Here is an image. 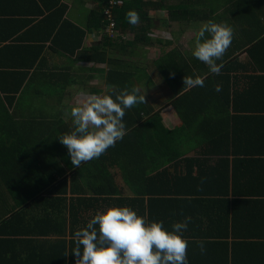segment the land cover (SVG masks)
<instances>
[{
	"label": "trees",
	"instance_id": "16d2710c",
	"mask_svg": "<svg viewBox=\"0 0 264 264\" xmlns=\"http://www.w3.org/2000/svg\"><path fill=\"white\" fill-rule=\"evenodd\" d=\"M94 1L91 22L100 30L107 24L102 11L109 0ZM261 2L264 0H125L120 8H116L113 12L116 27L121 32L134 33V39L127 41L102 32L99 43L91 48L90 57L108 64L104 74L108 86L118 90L125 86H142L147 102L127 109L123 118L127 128L125 136L98 159L82 163L80 168L72 166L67 147L59 141L60 136L73 130V117L66 121L64 109L60 108L50 115L35 114L31 120H19L9 107L18 97L21 85L6 87L0 74V257L12 241L8 237L54 234L64 238L51 247L53 254L44 250L45 245L36 249L35 240L28 241L27 249L37 258L42 255V260L52 255V264H75L72 250L76 230L85 227L97 212L111 206H129L138 215L145 216L149 204L144 196L155 193L159 197L150 201L149 221L162 220L166 228V223L181 217L191 216L188 225L192 227L197 223L205 225L203 222L208 220L209 225H206L210 229L185 236L209 238L215 235L214 230L223 229L221 226L226 218L233 219L235 226L244 221L247 215L242 209L251 205V197L244 194L251 191L253 195L254 189L264 186V157L261 156L264 153V126L259 125L257 116H253L252 128L245 129V118L247 122L249 116H238L237 111L254 106L246 101L248 89L238 87L237 77L230 70L240 64L242 53L247 51L250 57L257 59L256 50L264 48V26L261 30L255 28L263 25L255 13ZM62 6H57L56 1L45 8L52 11L49 20H56L55 26L57 20L59 23L64 21L68 6ZM53 8L58 9L57 12H53ZM129 10L139 13L140 21L135 26L126 19ZM152 10H168L169 16L156 18L151 14ZM208 20L226 21L235 29L230 47L222 61H217L221 64L219 74L210 73L208 66L192 55L193 50L179 46L165 50L164 45L161 57L144 58L143 62L136 55L140 52L138 45H154L150 34L158 25L164 28L166 24L170 28L186 23L191 27ZM76 29L80 30L77 26ZM169 44L174 41L169 40ZM111 51L126 55L117 60L109 56ZM34 54L28 56L30 69L35 67L39 56V53ZM71 72L42 66L34 72L19 71L21 78L18 79L22 83L25 81L23 76L31 74L35 80L43 79L49 83L56 93L61 88L78 85ZM9 74L16 76V72ZM196 75L202 77V87L184 86L185 76L194 78ZM82 81L92 93L104 94L108 90H103V84ZM141 81L144 83H139ZM217 85H220V91H216ZM13 92L15 94H11ZM164 103H170L176 109L183 121L180 126L170 128L166 125L161 111ZM239 117H242L241 122ZM198 149L210 155H223L219 165L214 167L215 172L222 175L215 183L221 193L231 190L233 184L234 199L216 200L205 197L204 193L195 195V188L202 180L194 173L196 161L193 163L190 159L192 167L189 166L187 174L181 172L180 166L191 151ZM171 163L176 167V174H172L170 168L164 169ZM197 164L203 172L204 166L199 161ZM68 170L72 172L71 176L66 173ZM209 181L204 180L206 188L211 187ZM228 194L230 191L224 192L223 196ZM259 202L253 201V205ZM231 206L235 211H229ZM218 207L221 211H216ZM69 236L73 240H68ZM220 236L229 234L221 233ZM236 246L240 248L243 244Z\"/></svg>",
	"mask_w": 264,
	"mask_h": 264
},
{
	"label": "crops",
	"instance_id": "0c3cea01",
	"mask_svg": "<svg viewBox=\"0 0 264 264\" xmlns=\"http://www.w3.org/2000/svg\"><path fill=\"white\" fill-rule=\"evenodd\" d=\"M56 1L57 6H68V9L64 21L62 20V22L59 23V20H57V25L55 26L56 20L54 22H50L49 20L52 11L45 8L47 5H52ZM95 4L94 0H0V74L1 80L6 87L18 88L21 85L18 97L13 102V105L9 107L10 112L16 114L19 120H31L35 114L38 116L42 114L50 115L52 112L57 111L54 107H50L48 98L55 96L60 97L58 96L60 93L66 95L67 90L69 92L71 90L77 91L82 87L85 91L90 92V94H100L92 93L90 88L86 89L81 83L83 82L82 80L93 84H103V90L109 88L104 82V74L106 75L108 64L106 62L95 61V59L90 57L92 52L91 48L99 43V40L96 39V36L99 34V29L91 22V13L95 8ZM258 7L255 13L261 18L263 25L258 27L256 25L255 28L261 30L264 26V2H261ZM57 10L58 9L53 8V12H57ZM161 17L162 16L159 18ZM2 20L5 21L2 22ZM66 20L71 22H67ZM76 26L79 27L80 30H77ZM63 29L66 30L64 31ZM163 29L168 32L171 28L164 24ZM154 30L161 32L159 27H154L153 31ZM198 32L199 30L197 34ZM256 32L257 30L255 33ZM125 34L127 38L123 39L127 41H132L135 37V34L131 32ZM161 41L164 42L162 43ZM79 42L80 45L77 46ZM167 43L168 40L158 38L154 45L168 46ZM153 47L154 46L149 43L148 48ZM112 51L109 53V56L117 60H122L126 55L124 53ZM33 52H35L34 56L38 53L39 56H37L35 67L30 69L28 66V56L32 55ZM255 54L257 55V59L250 57L247 51L242 53V57L238 61L240 64L230 70V72L237 77L238 87L243 90L248 89V91L245 92V97L248 99L246 101L249 102V105L254 106L252 109H239L237 111L238 116H249L247 122L245 118V129L248 131L252 128L253 116H257L259 125L262 124L264 126V48H258ZM42 66H46L50 69L54 67V71H58L62 68L72 71V76L75 80H78L77 82H72H76L78 85L69 86L66 89L61 88V92L53 93L52 86H50L49 83H46L43 79L35 80L31 74L28 77L24 75L25 81L22 83L21 80L18 79L21 78V76H18L19 71L21 73L34 72V70ZM14 72H16V76L9 74H14ZM11 94L15 93L13 92ZM2 97L7 104L5 93H3ZM46 104H48V106ZM174 111L175 113L172 115L173 124L168 123V119L164 118L166 125L170 128H175L183 123L182 118L175 108ZM241 118L242 117H239L240 122ZM245 144L244 141V145ZM241 156H244V154ZM261 156L264 157V153ZM222 158H224L223 155H210L202 149H198L191 151L186 159L181 162L180 167L183 174H187L189 166L192 167V162L194 163V161H196L194 167L195 175L198 178L210 179L209 182L211 183V187L208 186V188H206L205 182L207 181H205L202 190H198V186L195 188V195L204 193L206 195L205 197H213V199L216 200H221L223 198L229 200L234 199L233 184H231V190L224 191H230V194H228V196H223L224 192L221 193L218 183H215L217 180H220L222 175H219L220 172H215L214 167L219 165ZM190 159H193L192 162ZM197 161L200 162V165L204 166L203 169L205 168V170L203 171L202 169L203 172H201ZM166 168H170L172 174L177 173L176 167H174L172 163L165 165L164 169L166 170ZM149 175L153 174L149 172ZM171 177L173 178V176ZM120 181L122 180L119 177L117 179L119 185L121 184ZM212 189L214 190L211 191ZM254 190L253 195L250 193L251 191L244 194L251 197V199L249 198V203L251 205L247 204L245 209H242V211L246 213L245 215H247L246 219L237 222L236 226L233 219L226 218L224 221L225 224L221 226L223 227L222 230H214L215 232L213 231V233L215 235L204 238L199 236H185V234H200L206 229H210V227L207 226L209 225L208 220L203 222L205 225L201 223H197L193 227L188 225V229H192L189 230L190 232L186 231L184 233V236L189 240L187 251L188 264H264V203H262L264 201V195L262 194L264 193V186ZM208 191L209 193H207ZM155 196H157V193L153 194V196H144V199H146L149 204L146 205L147 214L145 215L148 221L150 217V201H152V199L154 200ZM253 201L261 202L253 205ZM220 207L222 206L220 205ZM220 207H218L217 209L219 210L216 209V211H221ZM229 211H235L234 207L231 206ZM227 219L229 220L226 221ZM182 220L183 217L175 222ZM175 222L169 221L166 223L167 230L171 231L172 225ZM221 233L229 234V236H220ZM62 238L64 237L54 234L50 236L30 235L8 237V239L12 241L7 246L3 256L0 257V264H52L53 261L50 259L52 255L42 260V255L40 258H37L33 251H29L27 249V245L29 244L28 241L35 240L36 249L41 245H45L44 250L52 253L51 251L53 250L51 247L56 242L58 243L62 240ZM68 240H73V237L69 236ZM197 240L205 241V253L202 254L200 252L195 243ZM240 244H243V246L238 248L236 245ZM36 258L37 260H35ZM69 258L70 255L68 254V259ZM52 259L54 260L53 257Z\"/></svg>",
	"mask_w": 264,
	"mask_h": 264
},
{
	"label": "clouds",
	"instance_id": "9594fccd",
	"mask_svg": "<svg viewBox=\"0 0 264 264\" xmlns=\"http://www.w3.org/2000/svg\"><path fill=\"white\" fill-rule=\"evenodd\" d=\"M126 19L135 26L140 16L136 10H129ZM125 33L130 32H121L117 37L127 38ZM234 33V27L226 21L208 20L195 38L192 55L205 63L210 73L219 74L221 64L217 61H222ZM203 83L199 75L184 77V86L188 88L202 87ZM220 90L217 85L216 91ZM144 102L146 93L136 85L122 90L109 86L104 94H82L71 109L73 130L59 137L68 149L72 166L80 168L82 163L98 159L122 139L127 132L123 121L126 110ZM205 179L202 178L198 190H202ZM191 220L187 216L173 223L169 231L162 220L148 221L147 216L138 215L129 206H111L97 212L85 227L76 230L72 250L75 264H188L189 240L184 233ZM195 243L202 254L206 252L205 241Z\"/></svg>",
	"mask_w": 264,
	"mask_h": 264
},
{
	"label": "rangeland",
	"instance_id": "374dc122",
	"mask_svg": "<svg viewBox=\"0 0 264 264\" xmlns=\"http://www.w3.org/2000/svg\"><path fill=\"white\" fill-rule=\"evenodd\" d=\"M151 14L154 15L156 18H161L167 17L168 16V10H161V11H156L152 10ZM159 16V17H158ZM107 24H105L102 29L106 27ZM174 25V23H173ZM203 23L200 25H192L189 27L186 23L185 24H175L174 26L170 27L171 29L166 32L163 28H160L159 25L156 26L157 28L159 27L160 31L154 30L150 36L153 38V42L155 43L158 38H162L164 40H172L174 41V44L168 45L165 47V50H170L171 48L174 47H181L182 49L187 48L190 51L194 49L195 47V38L197 36V31L200 30L201 26ZM101 35V30H99V34L96 36V38H100ZM133 37V36H132ZM181 38V39H180ZM153 48H148L149 45L147 44H140L138 45V57H141V62H143L144 58L146 59H157L158 57H161L163 53V46H157L153 45ZM135 55V56H136ZM105 66V65H104ZM139 83H144V81H141ZM142 86H140L141 88ZM80 89V90H79ZM77 91L71 90L70 92L67 90V94L63 95L62 93L58 94L60 97H49L48 98V104H50V107H54L55 110H59L60 108L64 109L63 112V117L66 119V121L72 120L71 116V109L76 105V102L78 99L82 97V94H90V92L85 91L82 87H80ZM145 91H148L145 87L143 88ZM62 90H58V92H61ZM65 92V91H64ZM148 93H150L148 91ZM63 95V96H62ZM42 99V98H40ZM48 104H46L48 106ZM162 114L165 119H168L167 122L173 124V113H175L173 106H171L170 103H164L162 105ZM62 168L64 166L60 164ZM64 171V170H62ZM68 176H71L72 172L66 171Z\"/></svg>",
	"mask_w": 264,
	"mask_h": 264
},
{
	"label": "built area",
	"instance_id": "2783aa9c",
	"mask_svg": "<svg viewBox=\"0 0 264 264\" xmlns=\"http://www.w3.org/2000/svg\"><path fill=\"white\" fill-rule=\"evenodd\" d=\"M125 0H109L108 5L103 9L104 19L107 21V25L102 32L108 33L110 36H117L121 34V31L116 27V20L114 17V10L121 7L124 4ZM101 38V35H100Z\"/></svg>",
	"mask_w": 264,
	"mask_h": 264
}]
</instances>
